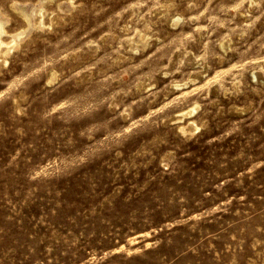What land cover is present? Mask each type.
Masks as SVG:
<instances>
[{
    "label": "rangeland",
    "instance_id": "374dc122",
    "mask_svg": "<svg viewBox=\"0 0 264 264\" xmlns=\"http://www.w3.org/2000/svg\"><path fill=\"white\" fill-rule=\"evenodd\" d=\"M0 16V264H264V0Z\"/></svg>",
    "mask_w": 264,
    "mask_h": 264
},
{
    "label": "bare ground",
    "instance_id": "6f19581e",
    "mask_svg": "<svg viewBox=\"0 0 264 264\" xmlns=\"http://www.w3.org/2000/svg\"><path fill=\"white\" fill-rule=\"evenodd\" d=\"M44 1H46V2H49V1H51V0H44ZM71 1V0H70ZM43 2V1H42ZM17 4V3H16ZM48 4V3H47ZM41 5H42V3H41ZM42 7V6H41ZM20 8V7H19ZM11 9L13 10V11H15L16 12V14L19 16V17H22L23 18V20H24V18L29 22V20L31 19V17H33V21H34V24H35V26L36 27H40V25L41 24H43V25H45L46 26V24H44L43 23V21H42V19H43V17L45 16L44 15V10L42 9V8H40L39 7V5H38V8H36L35 10H34V8H33V10L34 11H32V12H30L29 13V16H27L25 13H23V11H21V10H18V9H14V6L12 5V3H11ZM27 11V10H26ZM28 12H29V10H28ZM46 12V11H45ZM49 13H51V12H49ZM50 15H52V14H50ZM49 18V17H48ZM61 19V18H60ZM57 20H59L58 19V17H56V15H54L53 17H51V19L48 21V26H50V25H52L53 23H57ZM26 21V22H27ZM25 22V21H24ZM25 22V23H26ZM172 24V23H171ZM175 25H176V23H175ZM174 25V26H175ZM28 26V25H27ZM42 26V25H41ZM47 28H49V27H47ZM42 29V28H41ZM15 33H13V34H11V33H9V31L7 30V20L5 19V18H3L2 16H0V67L2 66V65H5L7 62H8V58H7V55H8V53H9V50L10 49H13V48H16L17 47V43H16V40H14V44H13V42H12V47L10 48V47H8V43L6 42V39H9V38H11L13 35H14ZM13 39H14V37H13ZM13 41V40H12ZM20 41V40H19ZM228 43V42H227ZM222 44H223V42H222ZM221 47V46H220ZM53 74H55V73H53ZM51 75H52V73H51ZM51 75H50V77H51ZM55 78V77H54ZM193 79V78H192ZM50 80H52V79H50ZM50 80H49V82H50ZM194 80V79H193ZM48 82V81H47ZM194 82H195V80H194ZM190 83V82H189ZM173 86H175V85H173ZM179 88V87H178ZM197 105L195 104L194 106H191V107H189V108H187L186 110H184V111H182V112H180L177 116H176V119H177V121L179 120H182L184 117H188V119L196 112V110H197ZM177 114V113H176ZM173 121V120H172ZM175 122H176V120H175ZM186 125V124H185ZM198 124H196L194 121H190L186 126H182L181 127V132L182 131H192L193 132V130L195 131V130H198ZM195 133V132H194Z\"/></svg>",
    "mask_w": 264,
    "mask_h": 264
}]
</instances>
